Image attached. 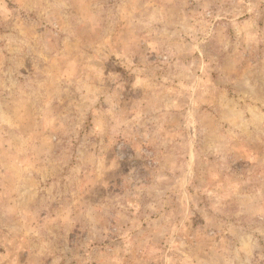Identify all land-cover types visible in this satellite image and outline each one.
I'll return each instance as SVG.
<instances>
[{
  "label": "rangeland",
  "instance_id": "374dc122",
  "mask_svg": "<svg viewBox=\"0 0 264 264\" xmlns=\"http://www.w3.org/2000/svg\"><path fill=\"white\" fill-rule=\"evenodd\" d=\"M0 264H264V0H0Z\"/></svg>",
  "mask_w": 264,
  "mask_h": 264
}]
</instances>
